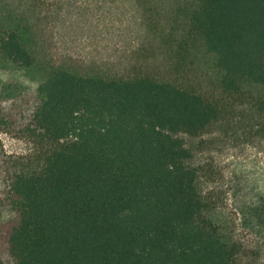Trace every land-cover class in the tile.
Returning a JSON list of instances; mask_svg holds the SVG:
<instances>
[{
	"label": "trees",
	"instance_id": "obj_1",
	"mask_svg": "<svg viewBox=\"0 0 264 264\" xmlns=\"http://www.w3.org/2000/svg\"><path fill=\"white\" fill-rule=\"evenodd\" d=\"M173 74H107L49 63L35 90L0 92V264H263L207 216L198 137L248 123L264 138V0H138ZM32 26L0 19V61L31 68ZM200 76V79L196 78Z\"/></svg>",
	"mask_w": 264,
	"mask_h": 264
},
{
	"label": "rangeland",
	"instance_id": "obj_2",
	"mask_svg": "<svg viewBox=\"0 0 264 264\" xmlns=\"http://www.w3.org/2000/svg\"><path fill=\"white\" fill-rule=\"evenodd\" d=\"M14 12L32 26L37 61L31 68L0 61V92L9 100L35 90L55 62L81 72L173 74L172 57L145 25L138 0H0V19ZM246 122L184 137L194 150L207 216L224 238L259 247L264 264V138ZM33 147L20 127L0 130V154Z\"/></svg>",
	"mask_w": 264,
	"mask_h": 264
}]
</instances>
